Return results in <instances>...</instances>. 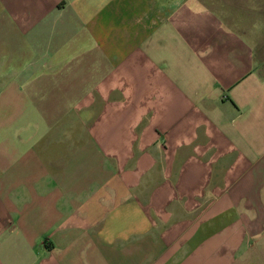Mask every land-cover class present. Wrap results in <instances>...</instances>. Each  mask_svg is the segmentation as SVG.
Masks as SVG:
<instances>
[{"label": "crops", "instance_id": "1", "mask_svg": "<svg viewBox=\"0 0 264 264\" xmlns=\"http://www.w3.org/2000/svg\"><path fill=\"white\" fill-rule=\"evenodd\" d=\"M0 264H264V0H0Z\"/></svg>", "mask_w": 264, "mask_h": 264}]
</instances>
